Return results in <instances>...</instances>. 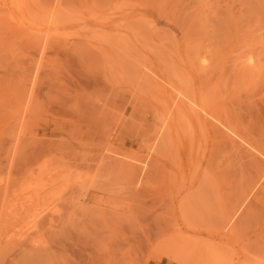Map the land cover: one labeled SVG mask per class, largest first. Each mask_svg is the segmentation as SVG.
<instances>
[{
	"label": "rangeland",
	"instance_id": "obj_1",
	"mask_svg": "<svg viewBox=\"0 0 264 264\" xmlns=\"http://www.w3.org/2000/svg\"><path fill=\"white\" fill-rule=\"evenodd\" d=\"M44 183L0 264H264V0H0V220Z\"/></svg>",
	"mask_w": 264,
	"mask_h": 264
},
{
	"label": "bare ground",
	"instance_id": "obj_2",
	"mask_svg": "<svg viewBox=\"0 0 264 264\" xmlns=\"http://www.w3.org/2000/svg\"><path fill=\"white\" fill-rule=\"evenodd\" d=\"M57 169L58 168H54V169H49V170L43 171V173L47 172L46 173L47 176L50 174L49 178L45 179V180L50 181L49 182L50 184H53L54 181H57V179L61 177V176L59 177V175H62L60 170L58 169L59 170L58 171ZM52 171H54L53 174L51 173ZM57 171L60 174L57 173ZM54 173L56 174V176ZM57 174H59V175L57 176ZM79 182H81V181H79ZM46 184L44 183V184L39 185V186L37 185V187L34 186L32 193L29 194L28 196L20 197V195H17L15 198V203L11 204L7 208H5V209H7V212L4 213L5 215H3V217L5 216L6 218L9 219V221H5L4 218H3V220L5 222L3 220H0L1 222H4L3 225L0 224V251L2 249V246L4 245L3 243H9L10 244V243H13L16 241L18 243L22 242V241H20V239L24 240L25 237H28L30 234L29 231L36 230L38 228V226L40 225V219H41V216H42L44 210L36 212V210L33 207H34V202L42 199V194L45 190L44 187L47 186ZM176 247H174V250H176ZM178 248L179 247H177V250H178ZM177 250H176V252H177ZM177 259L178 258H175L174 260H177ZM174 262L176 263V261H174ZM177 263H178V260H177Z\"/></svg>",
	"mask_w": 264,
	"mask_h": 264
}]
</instances>
